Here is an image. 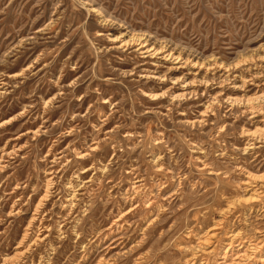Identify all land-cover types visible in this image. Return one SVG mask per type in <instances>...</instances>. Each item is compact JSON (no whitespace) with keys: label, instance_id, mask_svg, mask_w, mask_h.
<instances>
[{"label":"rangeland","instance_id":"obj_1","mask_svg":"<svg viewBox=\"0 0 264 264\" xmlns=\"http://www.w3.org/2000/svg\"><path fill=\"white\" fill-rule=\"evenodd\" d=\"M0 264H264V0H0Z\"/></svg>","mask_w":264,"mask_h":264},{"label":"bare ground","instance_id":"obj_2","mask_svg":"<svg viewBox=\"0 0 264 264\" xmlns=\"http://www.w3.org/2000/svg\"><path fill=\"white\" fill-rule=\"evenodd\" d=\"M143 38V37H142ZM142 38H137V41H138V44H139V46H140V49H143V50H145L144 52H146V53H149V55H153V54H155V53H157L158 52V50H159V48L157 49L156 48V46H154V45H151V46H154V47H149L148 46V44H147V42L149 41L148 39V41L147 40H143ZM146 39V38H145ZM129 40V39H128ZM129 43H131V42H129ZM128 44V41H126V42H124V45H127ZM123 47V46H122ZM172 55V54H171ZM161 77V76H160ZM148 96H150V97H158V94H156V93H153V92H150L149 94H148ZM185 96V93H178V94H174V96H173V98H176V99H178V98H181V97H184ZM260 96V95H259ZM263 97V96H262ZM27 236V235H26ZM22 242V241H21Z\"/></svg>","mask_w":264,"mask_h":264}]
</instances>
